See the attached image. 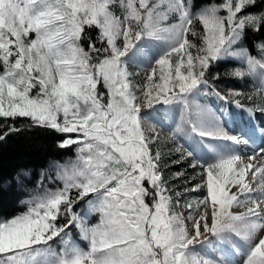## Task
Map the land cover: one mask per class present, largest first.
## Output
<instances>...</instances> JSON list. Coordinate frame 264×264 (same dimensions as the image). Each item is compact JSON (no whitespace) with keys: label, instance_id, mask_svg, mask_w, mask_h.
<instances>
[{"label":"snow or ice","instance_id":"6c2138e0","mask_svg":"<svg viewBox=\"0 0 264 264\" xmlns=\"http://www.w3.org/2000/svg\"><path fill=\"white\" fill-rule=\"evenodd\" d=\"M258 5L264 0H222L194 12L191 0H0V127L6 129L0 142L25 130L14 123L23 118L28 128L57 135L59 148L76 145L82 162L71 172L58 167L55 179L62 187L22 201L27 211L0 220V264H232L223 252L208 258L197 243L210 252L218 245H243L241 264H264L261 205L251 200L246 211H230L244 203L231 186L241 195L253 191L244 181L249 171L264 197V145L248 165L239 164L251 136L231 134L223 113L195 102L212 66L229 57L246 65L233 76L258 75L264 85V43L256 45L260 58L246 47L233 50L248 30L264 28V6L250 11ZM93 27L95 39L86 33ZM160 42L165 46L153 59L151 49ZM141 68L142 86L134 82ZM214 94L245 112L253 133L264 137V122L257 123V114L264 115V90H230L231 100ZM173 110L175 131L185 137L176 149L180 161H190L193 173L202 170L185 192L206 187L199 204L210 200L212 206L210 225L206 214L195 220L189 215L191 231L172 210L159 152L152 154L156 137L142 128L160 114L171 120ZM45 179L53 182L42 171L38 184ZM85 200L100 215L96 225L74 211ZM72 227L89 242L87 251L72 243ZM57 240L59 252L52 246Z\"/></svg>","mask_w":264,"mask_h":264},{"label":"rangeland","instance_id":"374dc122","mask_svg":"<svg viewBox=\"0 0 264 264\" xmlns=\"http://www.w3.org/2000/svg\"><path fill=\"white\" fill-rule=\"evenodd\" d=\"M214 4H205L200 8L195 10L194 12H198L205 7H210ZM113 11L116 15H121V11L118 7L114 8ZM197 30H200V26H197ZM164 43L160 42L159 47L151 49V55L154 58H158L160 49L164 47ZM242 47H238L237 44L234 45L233 50L239 49ZM260 58L261 53L258 50ZM238 62V68L245 70L246 65L238 58L229 57ZM143 64H146V61H142ZM234 69V70H236ZM129 70L132 72H136L137 68L129 66ZM233 70V71H234ZM230 75L231 74L230 71ZM236 77V76H235ZM248 80V85L246 86L247 90L239 91L234 89L230 83L223 81L221 78L218 79L219 83H214L213 81L208 82L207 86L201 85L199 92V99L195 101L196 103H200L205 105L210 113H215L219 115L223 113L226 117L224 121L226 124V130L230 131L231 134L235 136L248 135L251 136V142L255 140L259 144L258 150L262 145H264V137L259 134V131L253 133L252 131V123L248 120L247 114L243 112L241 109L237 108L234 104L228 103L226 100L219 99L215 94V92H219L221 95L228 97L229 100L232 97L229 96L230 90L239 91L242 93L250 94L254 93L257 89L264 90V85L261 84L260 77L258 75H250L245 74L243 77H236L237 80ZM144 80V72L143 69H140V75L134 78V82L139 83L141 86L143 85ZM243 84V81H241ZM101 91H106L102 86H99ZM256 102H260V95L257 94ZM245 106H251L252 102L245 100ZM157 108L160 105L156 106ZM171 120H168L163 114L159 115V121L149 122L147 120L143 121L142 128L146 135L149 137H156V139L152 143V154L156 155L159 152L160 160L158 163L159 168L161 169L162 178L168 181L167 184V194L171 197L172 202V210L182 216L184 218L185 226L189 231L192 230V220H189V215L192 216L193 220L198 219L200 215L206 214L208 217L209 225L211 223V201L209 200L207 205L199 204V201L203 199L207 192L206 187L203 192H192L187 191L185 189H191L195 183L199 182L198 173L202 170L197 168L196 173H193V170L189 167L190 161H180V153L177 152V148L185 143V137L182 133L175 131V125L178 122L176 111L173 110L171 113ZM195 118V117H193ZM259 121L264 122V115L257 114V123ZM160 124H163V127H160ZM244 129V132L243 130ZM75 136V134H71ZM175 137V138H173ZM243 138V137H242ZM260 141V142H259ZM213 143L221 144L220 141H214ZM224 144V143H223ZM225 144H231V142H225ZM252 144V143H251ZM249 144V145H251ZM74 155L72 157L63 158L61 160L51 161L49 164L36 172V178L32 181V186L26 185L25 181L30 178L28 170L19 171L16 177H19L18 184L24 193V197L22 198L20 205L23 207L22 211L16 213L18 215L27 211V204L22 203V201L29 200L33 196L42 195L45 189L55 190L58 187H62V182L60 180H56V173L58 171V167L61 169H67L69 172L72 171L74 166L81 164L82 162L79 160L78 153L76 151V145H73ZM243 151V152H242ZM241 151V164L248 165L251 161L248 159L249 156L244 154V149ZM211 154L205 156V160L210 158ZM179 161V162H178ZM255 163H260L259 160H256ZM44 172L46 176H51L53 178V182H49L45 179L43 185L38 184V178L41 172ZM178 173H183V175L177 176ZM27 174V175H26ZM259 174H257L258 178ZM195 177V178H194ZM206 180V174H205ZM245 183L251 184L253 187V191L250 194L241 195L238 190V186H231V192L238 195V198L241 201H244L242 205H234L230 211L233 213H242L246 211L248 207L253 206L251 200H256L257 204H260L261 207L264 206V197L261 196L260 192L256 190V183L251 180V172L249 171L244 178ZM146 183V182H145ZM21 184V185H20ZM179 191L181 193L180 197L176 196V192ZM151 203L150 200L147 201ZM191 205L188 207L187 205ZM74 211L85 219V222L88 226L96 225L100 222V215L98 213L91 212L88 206L87 200L81 201L78 203ZM13 215V216H15ZM262 215H264V209H262ZM12 216V217H13ZM11 218V217H10ZM63 218L61 217V221ZM70 238L73 244L87 251L89 249V242L82 239L79 230L75 227H72L70 230ZM204 239V237H201ZM53 248L59 252L63 245L59 242V240L53 242ZM198 251L204 253L208 258L219 259L221 252L224 253L226 258L232 262V264H241L243 259V252L246 251V248L241 245L239 249H234L229 247L228 245H218L217 251H209L208 249H203L200 247L199 243L196 245ZM239 256V257H238ZM237 257V258H236Z\"/></svg>","mask_w":264,"mask_h":264},{"label":"trees","instance_id":"16d2710c","mask_svg":"<svg viewBox=\"0 0 264 264\" xmlns=\"http://www.w3.org/2000/svg\"><path fill=\"white\" fill-rule=\"evenodd\" d=\"M191 2L195 5L193 8L195 11L202 5L219 4L222 0H191ZM262 6L264 5H258L256 9H250V11H259ZM86 33L95 39L97 29L95 27L86 28ZM83 43L87 46V40ZM258 43H264V28L260 31L248 30L237 46L246 47L252 56L257 57L259 56V49L256 47ZM236 68H238V62L234 59H222L212 66L208 79L219 83L218 79H214L218 74L219 79L230 83L234 89L247 90V78L237 80L235 76L230 75V71L232 73ZM7 123L11 124L13 121L9 120ZM14 123L17 127L23 125L25 130L13 133L0 142V220L10 218L23 209L20 202L24 193L18 184L20 178L16 177L19 171L28 170L30 178L25 181V184L32 186L36 172L45 168L49 162L70 158L74 155L73 146L63 149L57 146L59 139L57 135L40 128H28V121L23 118H17ZM4 124V119L0 118V125ZM5 130L4 127H0V132Z\"/></svg>","mask_w":264,"mask_h":264},{"label":"bare ground","instance_id":"6f19581e","mask_svg":"<svg viewBox=\"0 0 264 264\" xmlns=\"http://www.w3.org/2000/svg\"><path fill=\"white\" fill-rule=\"evenodd\" d=\"M243 132H244V130H243ZM259 142H260V141H259ZM220 143H224V144H225V142H221V141H220ZM251 143H252V144H251ZM251 143H250L251 145H249L247 149H244V154L247 155V156H252V155L254 154V152H255V153H258V152H259V150H258V146H259V144H258L257 142H255V140H253V142H251ZM242 152H243V151H242ZM238 163L241 164L242 162L239 161ZM261 209H264V206L261 207ZM238 257H239V256H238ZM236 258H237V257H236Z\"/></svg>","mask_w":264,"mask_h":264}]
</instances>
